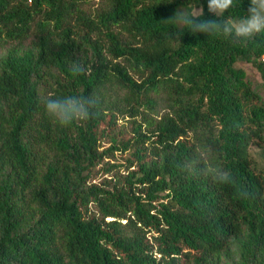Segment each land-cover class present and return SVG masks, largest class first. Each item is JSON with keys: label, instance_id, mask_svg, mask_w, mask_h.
Returning a JSON list of instances; mask_svg holds the SVG:
<instances>
[{"label": "trees", "instance_id": "obj_1", "mask_svg": "<svg viewBox=\"0 0 264 264\" xmlns=\"http://www.w3.org/2000/svg\"><path fill=\"white\" fill-rule=\"evenodd\" d=\"M88 1L0 0V264H264V92L241 65L264 83V33L169 19L242 18L250 0L224 17L208 0ZM67 96L93 114L60 126L43 101ZM116 151L125 172L92 181Z\"/></svg>", "mask_w": 264, "mask_h": 264}, {"label": "clouds", "instance_id": "obj_2", "mask_svg": "<svg viewBox=\"0 0 264 264\" xmlns=\"http://www.w3.org/2000/svg\"><path fill=\"white\" fill-rule=\"evenodd\" d=\"M235 0H208V11L217 17H224V14L232 7H235ZM203 16V8H196L193 11H178L169 19L173 23L192 33H204L208 36H223L231 38L234 43L247 44L259 34L264 33V0H250L248 13L242 18H226L219 21L200 19ZM181 33L177 31V38ZM70 72L73 76H79L85 72L82 64L73 62L70 65ZM46 115L54 119L60 126H68L75 121L87 120L93 114L97 101L94 97L67 96L64 98H48L43 101ZM199 161H194L189 165L195 171ZM205 175L211 176L214 182L235 183L230 173L220 168L201 169ZM241 195H249L242 191Z\"/></svg>", "mask_w": 264, "mask_h": 264}, {"label": "rangeland", "instance_id": "obj_3", "mask_svg": "<svg viewBox=\"0 0 264 264\" xmlns=\"http://www.w3.org/2000/svg\"><path fill=\"white\" fill-rule=\"evenodd\" d=\"M101 5H102V0H89L85 6L90 12H95L97 9L101 7ZM4 53H5V49L0 52V56L3 55ZM241 65L246 69L249 78L253 82L254 87H258L264 92V83L262 82L258 71L250 63L241 62ZM165 109H166L165 105L161 104L157 108V114L159 115L162 114L165 111ZM118 124L121 130L130 131L131 124H130L128 116H126L125 118H120L118 120ZM105 144H108V143L105 142ZM125 156L126 154H124L123 152L116 151L113 156L106 157V160H109L111 163L116 164L115 167L113 168L112 172L103 174L104 168H99L100 166H98L97 167V169L99 168L98 171L93 172L95 173V175L92 176L93 177L92 181L99 182L102 179V177H106V176L112 177L113 176L112 174L114 171H120L124 173L125 170L123 167L124 165L123 163L125 162Z\"/></svg>", "mask_w": 264, "mask_h": 264}]
</instances>
